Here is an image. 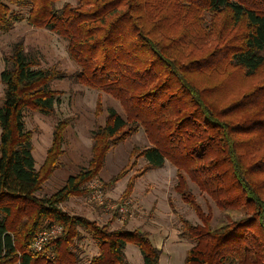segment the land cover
Here are the masks:
<instances>
[{"label":"trees","instance_id":"1","mask_svg":"<svg viewBox=\"0 0 264 264\" xmlns=\"http://www.w3.org/2000/svg\"><path fill=\"white\" fill-rule=\"evenodd\" d=\"M74 1L58 7L60 0H0V33H11L22 22L48 31L66 43L77 66L71 76L43 68L23 42L14 43L4 57L0 264H82V232L98 249L89 264H128V245L139 249L144 264H161L163 252L149 232L111 230L61 208L74 197L88 196V183L98 179L107 154L140 129L152 143L138 155L147 163L142 175L171 163L177 169L176 191L201 221L181 220L182 237L192 243L185 264H264V0ZM191 17L200 22L194 26ZM211 37L220 51L204 60L179 50L207 44ZM209 67L218 75L212 86L213 80L202 79ZM234 73L241 82L221 93L217 86ZM260 74L252 86L249 80ZM73 79L119 101L124 116L109 108L105 124L93 132L89 167L41 198L44 182L61 167L71 122L56 124L38 170L25 117L28 112L54 116L64 92L53 84ZM124 177L121 172L108 186ZM133 181L120 204L130 198ZM190 182L226 213V221L213 225L212 213L196 202ZM55 226L62 233L43 252H33L37 236Z\"/></svg>","mask_w":264,"mask_h":264},{"label":"rangeland","instance_id":"2","mask_svg":"<svg viewBox=\"0 0 264 264\" xmlns=\"http://www.w3.org/2000/svg\"><path fill=\"white\" fill-rule=\"evenodd\" d=\"M67 2L75 4L74 0H60L58 7H62ZM201 17V23L207 24L208 19L203 15ZM190 21L196 26L200 19L191 17ZM210 39L212 41L209 43L196 47L193 45H187L184 48L179 46V50L187 57L193 54L192 59L204 60L213 50L219 49L215 46L216 38L211 37ZM17 42H23L27 52L37 54L43 68L56 67L66 71L70 76L76 73L77 66L69 59L64 41L48 31L35 29L22 22L17 24L11 33H0V75L4 69V57L11 53L12 45ZM221 59L222 56H219L217 61ZM206 69L202 73V79L210 78L214 81L218 77L214 68ZM260 76L261 74L249 80L252 86L259 82L257 79ZM240 78L241 75L234 73L229 81L220 83L217 89L221 93L228 92L233 84L241 82L238 81ZM214 83L217 84V81L211 82V86ZM53 86L64 92L60 104L56 107L55 115L43 116L39 113L28 112L25 117L26 129L33 134V155L38 170L46 162L56 124L65 119L71 122L65 130V143L62 146L63 154L60 158L61 167L48 181L44 182L43 191L37 194L41 198L55 194L65 186L70 176L89 167L92 157L93 132L105 124L109 108L115 109L124 116L119 101L100 91L86 88L74 79L57 81ZM3 96L4 86L0 80V103ZM98 103L101 105L100 110L97 108ZM151 146L152 143L146 133L140 129L107 154L105 166L98 179L88 183V191H90L88 196L74 197L61 205V208L71 215L95 221L100 226L108 224L111 230L126 227L129 230L141 229L149 232L153 244L163 252L161 264H185L186 254L192 247V243L182 237L181 220H187L193 225H199L201 221L194 209L184 202L176 191L177 169L171 163L166 162L163 168L149 170L142 175V171L147 168V163L143 158H138V155L142 150ZM121 172H124L125 177L115 186H108L111 180ZM132 179L134 188L130 198L124 204H120L121 197ZM189 190L203 211L212 213L214 226L226 221V213L220 210L207 194L191 182ZM96 191L99 192L100 198L95 196ZM82 233L86 237L80 243L82 264H89L90 260L98 254V249L91 238L84 232ZM125 254L128 264H144L136 246L128 245Z\"/></svg>","mask_w":264,"mask_h":264},{"label":"built area","instance_id":"3","mask_svg":"<svg viewBox=\"0 0 264 264\" xmlns=\"http://www.w3.org/2000/svg\"><path fill=\"white\" fill-rule=\"evenodd\" d=\"M95 190V189H93ZM93 194V192H92ZM95 196L100 198L99 192L96 191ZM62 233V228L59 226L52 227L50 230L44 231L37 236L33 245L32 251L35 253L43 252L46 246L52 241L55 240Z\"/></svg>","mask_w":264,"mask_h":264}]
</instances>
